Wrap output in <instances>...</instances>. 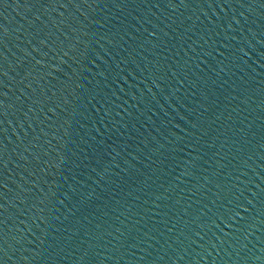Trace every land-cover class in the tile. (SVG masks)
Segmentation results:
<instances>
[{
	"label": "water",
	"instance_id": "water-1",
	"mask_svg": "<svg viewBox=\"0 0 264 264\" xmlns=\"http://www.w3.org/2000/svg\"><path fill=\"white\" fill-rule=\"evenodd\" d=\"M0 264H264V0H0Z\"/></svg>",
	"mask_w": 264,
	"mask_h": 264
}]
</instances>
